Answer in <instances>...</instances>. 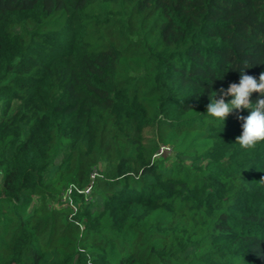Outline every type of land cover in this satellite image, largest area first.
<instances>
[{
    "label": "trees",
    "instance_id": "1",
    "mask_svg": "<svg viewBox=\"0 0 264 264\" xmlns=\"http://www.w3.org/2000/svg\"><path fill=\"white\" fill-rule=\"evenodd\" d=\"M241 70L264 0H0V264H264Z\"/></svg>",
    "mask_w": 264,
    "mask_h": 264
},
{
    "label": "clouds",
    "instance_id": "2",
    "mask_svg": "<svg viewBox=\"0 0 264 264\" xmlns=\"http://www.w3.org/2000/svg\"><path fill=\"white\" fill-rule=\"evenodd\" d=\"M253 91L260 94L254 101L250 99ZM225 96L229 99L226 100ZM241 109L248 112L244 116L237 115V119L242 120V123L241 132L236 136L235 142L240 148L248 149L264 141V71L254 77L241 70L238 82L229 83L226 89L220 90L219 96L211 97L204 112L222 124L230 112L236 110L239 113Z\"/></svg>",
    "mask_w": 264,
    "mask_h": 264
},
{
    "label": "built area",
    "instance_id": "3",
    "mask_svg": "<svg viewBox=\"0 0 264 264\" xmlns=\"http://www.w3.org/2000/svg\"><path fill=\"white\" fill-rule=\"evenodd\" d=\"M170 148L168 146H165V145H161L158 149V151L155 153V155H159V154H162L164 151H169ZM89 191V187H86L84 189V192L87 193Z\"/></svg>",
    "mask_w": 264,
    "mask_h": 264
}]
</instances>
